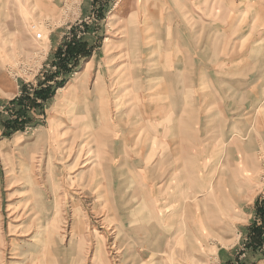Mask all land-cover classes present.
Listing matches in <instances>:
<instances>
[{
    "label": "rangeland",
    "instance_id": "rangeland-1",
    "mask_svg": "<svg viewBox=\"0 0 264 264\" xmlns=\"http://www.w3.org/2000/svg\"><path fill=\"white\" fill-rule=\"evenodd\" d=\"M108 1L110 5L102 10V6H107ZM198 1H195L196 13L208 16L213 7L200 11ZM223 1L229 8L218 15L228 25H212L210 22L197 21L195 17L188 18L187 22L192 25L191 31L195 34L190 50L193 51L194 58H186L185 67L179 71L182 77L196 67L198 70L220 67L219 61L227 51V43L248 22H251L249 34L240 45L242 51L248 48L255 25L259 23L264 26V0H261L259 13L256 7L253 11L249 8L250 5H255V0L244 8L249 11L242 13L234 12L232 0ZM122 2L0 0V264H96L98 260L100 264H148L150 259L157 260L158 264H264V227L259 245H255L253 233L254 226L261 221L264 225V126L261 124L255 123L253 126L250 121L240 125L245 133L255 134V144L249 143L245 148V152L249 148L255 154V171L247 170V165L252 164L248 161L247 153L242 158L244 169L255 172L250 175L254 176L251 186L244 189L243 198L238 201L239 205L242 203L245 214L252 205L255 212L248 220V232L245 235L237 237L234 232L236 227L239 228L236 223L243 222L246 215L242 214L238 204L236 212V204L233 203L227 212V221L233 226L232 233L226 236L205 235L198 239L201 237L198 236L200 230L207 234L208 223L212 225L220 221L215 220L218 214L213 213V210L208 213L204 206L196 208L194 204L198 197L194 196L191 198L193 207L188 213V218H194L188 219V229L182 225L185 222L184 216L176 217L171 234L160 233L158 229L151 228L149 232L159 238L151 246L152 251L149 246L150 236L145 228L147 220L140 219L148 215L144 214L140 205L129 203L134 197L131 196L128 203H124L125 195L129 194L126 188L114 190L109 187L111 184L104 187L102 191H114L115 198H110L112 203L104 199V204H98L91 197V185L97 182L98 173L100 179L107 183L104 171L106 159L99 155L100 152L92 142H98L102 136L92 129L94 124L89 126L91 129L87 125L80 126L81 128L77 125L82 115H74L72 109H69L67 114L62 115L63 120L57 108L60 104H74L71 102L75 97L71 93V83L92 86L94 77L91 74L82 79L81 66L91 54L92 47L100 46L103 33L108 28L117 26V22L125 17L124 11L117 13ZM218 2L222 3L214 0V4ZM243 2L245 5L246 0ZM90 4L93 8L87 10ZM110 10L112 11L109 13ZM217 25L219 27H214ZM119 30L115 29L116 37L123 34ZM263 42L262 37L259 45L255 46L253 66L249 67L245 63L222 66L226 75L231 78L229 80L249 79L252 83L254 74L255 80L257 79L256 75L264 71ZM89 43L92 46H88ZM114 45L116 46H109L110 50L116 51L117 44ZM68 47H75L77 51L69 53ZM227 57L229 61L232 60L231 55ZM216 77L213 74V80L218 81ZM261 78L264 80V76ZM6 81L10 85L1 87ZM245 81L243 83L247 84ZM46 86H50L49 95L42 100L35 95V91L45 89ZM260 89L263 94L260 101H263L264 82ZM118 95L117 101L123 100L124 96ZM31 101L35 102V106L28 108ZM107 105L104 102L99 104L101 113L97 127L103 133L113 130V126L103 118L108 111ZM111 105L117 107L119 104ZM240 105L245 112L240 114L246 116V119L250 117V113L259 118L264 115V104H255V110L251 109L252 104ZM22 107L25 114L19 120L25 121L23 128L17 131L7 129L5 122L14 119ZM127 111L129 112L124 110L115 114L111 110L110 115L132 116L133 110ZM211 118L214 123L215 118ZM65 120L69 125L68 122L66 126L61 124ZM213 123L209 132H219L220 127H213ZM3 137L5 139L1 142ZM227 157L230 163L237 159L235 153ZM96 167L99 170L93 176V168ZM226 168L227 175L231 176L230 166ZM32 181L37 183H31ZM123 182L121 180V186L124 185ZM228 188L234 193L230 179ZM95 190L96 195L100 196L102 191ZM212 191L214 192L213 189ZM111 206L114 210H111ZM260 210L263 211L262 215L259 214ZM125 230L134 237H124ZM137 233L143 237L134 235ZM34 240L36 241L32 242ZM131 247H135V250ZM138 247L147 250L138 251ZM222 250L230 252V259L221 257ZM34 255L38 256L34 258Z\"/></svg>",
    "mask_w": 264,
    "mask_h": 264
},
{
    "label": "crops",
    "instance_id": "crops-1",
    "mask_svg": "<svg viewBox=\"0 0 264 264\" xmlns=\"http://www.w3.org/2000/svg\"><path fill=\"white\" fill-rule=\"evenodd\" d=\"M122 1L117 13L124 11L125 17L117 22V26L108 28L103 33L100 46L92 47L91 54L81 66L82 79L91 74L94 77L92 86L71 83V93L75 94L74 101L71 99V102L74 104H60L57 108L61 118L69 109H72L74 115H82L77 125L89 127L94 124L92 129L102 136L98 142H92L100 152L99 155L106 159L104 171L107 183L100 179L98 173L97 182L91 185V197L95 198V203L104 204V197L115 198L113 190L109 193L102 191L108 184L114 190L126 188L129 197L125 195L124 203L127 204L128 198L132 196L134 198L129 203L140 205L144 214L148 215L140 219L147 220L145 228L150 236V246L159 239L149 232L150 229L154 227L160 233L171 234L177 216H184L185 222L182 225L188 229V219L194 218H188L193 207L191 198L194 196L198 197L194 204L196 208L204 206L208 213L213 210V213L218 214L215 220L220 221L212 225L208 223L207 234L200 230L198 236L201 237L198 239L205 235L231 234L233 226L227 221V212L235 203L236 212L240 207L242 214H245L242 203L239 205L238 201L242 200L244 189L251 186V179L254 178L250 176L251 173H255L247 172L248 169L255 171V154L249 148L245 152L249 143L255 144V134L245 133L240 125L251 121L253 126L255 123L264 126L263 114L259 118L250 113V117L246 119V116L241 115L245 112L240 104H252L253 110L255 104H264V100L260 101L264 71L256 75L258 80H255L254 74L252 83L249 79L231 81L222 66L238 63L253 66L255 46L264 38V26L259 23L255 25L248 48L242 51L240 45L249 34L251 22H248L227 43V51L219 61L220 67L202 70L196 67L192 72L188 68L189 72L182 77L179 71L185 67L186 58H194L193 51L190 50L195 34L191 31L192 25L187 22L188 18L195 17L197 21L210 22L212 25H228L220 20L218 13L229 8V5L223 0H220L221 4H214V0H199L200 11L213 7L212 12L204 16L196 13V0ZM232 1L236 13L249 11L244 8L254 3V0H246L245 5L244 0ZM109 5L108 1L107 6H102V10ZM250 6L251 11L255 10V5ZM92 8L93 5L90 4L87 10ZM115 29H121L120 33L123 34L116 37ZM114 44H117L116 51L109 47L116 46ZM87 45L92 46V43ZM229 55L231 61L227 57ZM213 74L219 82L213 80ZM7 85L10 83L6 81L1 87ZM118 94L124 96L123 100L117 101ZM102 102L108 104V111L103 118L113 126V130L108 133L101 132L97 127L101 113L99 104ZM111 104L119 105L114 108ZM128 109L133 110L132 116L110 115L111 110L117 114L124 110L129 112ZM210 116L215 118L214 123ZM67 122L65 120L61 124L66 126ZM212 123L213 127H220L219 132H209ZM2 139L5 137L1 138V142ZM234 153L237 159L230 163L227 156ZM245 153L249 156L248 161L252 162L247 165V170L244 169L242 159ZM226 166H230L231 176L227 175ZM98 170L97 167L93 168V176ZM228 179L235 189L234 193L229 191ZM121 180L124 181L123 186L120 185ZM95 189L102 191L100 196L96 195ZM134 212L136 214L135 210ZM253 213L252 205L245 214L246 219L236 223L240 228L236 227L234 230L237 237L248 232V220ZM235 216L242 218L238 214ZM134 235L143 237L139 233ZM137 250L147 249L138 247ZM220 253L225 260L231 257L228 250Z\"/></svg>",
    "mask_w": 264,
    "mask_h": 264
},
{
    "label": "trees",
    "instance_id": "trees-1",
    "mask_svg": "<svg viewBox=\"0 0 264 264\" xmlns=\"http://www.w3.org/2000/svg\"><path fill=\"white\" fill-rule=\"evenodd\" d=\"M69 49H68V52L70 53V52H76L77 51V49L75 48V47H68ZM50 86H46L45 87V89L44 88H42V89H40V90H36L35 91V95H37L38 96V98H41L42 100H44L45 98H47V96L49 95L48 93H49V90H48V88H49ZM19 100H21V99H19ZM22 101V100H21ZM21 101L19 102V103H21ZM31 104H29V105H27V107L28 108H32V107H34L35 106V102L34 101H31L30 102ZM17 113L18 114H16V116H15V118L14 119H12L11 121H9V122H5V127L7 128V129H10V130H12V131H17V130H20V129H22L23 128V124L25 123V121H23V120H19V119H21L23 116H24V114H25V109L22 107V108H20L18 111H17ZM259 214L260 215H262L263 214V211H259ZM262 227H264V225H263V222L261 221V223L259 224V225H256V226H254V228H253V233H255L254 235H255V237H254V239H255V245H259V239H260V237H261V235H262V230H263V228Z\"/></svg>",
    "mask_w": 264,
    "mask_h": 264
},
{
    "label": "bare ground",
    "instance_id": "bare-ground-1",
    "mask_svg": "<svg viewBox=\"0 0 264 264\" xmlns=\"http://www.w3.org/2000/svg\"><path fill=\"white\" fill-rule=\"evenodd\" d=\"M262 3H261V0H255V7L257 8V13H259L261 10V8L258 10V8L260 7V5H261ZM253 6V5H252ZM249 8H251V6L249 7ZM263 21H264V19H263ZM84 144V143H83ZM83 144H82V146H83ZM82 146H81V148H82ZM80 150H82V149H80ZM80 154V153H79ZM78 159V157H76V160ZM106 193H109V191H107L106 190ZM104 199H105V201H108V203H112L111 202V200H110V198H108L107 196L106 197H104ZM111 210H114V209H112V206H111ZM135 210V209H134ZM124 237H126L127 239L129 238V237H134V236H132L131 235V233L129 234V233H124ZM36 240H34V241H32V242H35ZM128 243H129V240H128ZM127 243V244H128ZM151 245V244H150ZM149 245V246H150ZM32 246V245H31ZM130 246V245H129ZM132 249H133V251L135 250V247H131ZM131 248H129V249H131ZM37 249V248H36ZM150 249H151V246H150ZM152 251H154L153 249H151ZM151 251V252H152ZM158 251V250H157ZM157 254V253H156ZM38 255H34V258L35 257H37ZM98 257V256H97ZM138 257H139V255H138ZM30 258H31V256H30ZM158 258V257H157ZM105 259H107V258H105ZM142 260V259H141ZM159 262L157 261V260H152V259H150V261L148 262V264H158ZM96 264H100L99 263V260H98V262L96 263ZM102 264H107V263H105V262H103Z\"/></svg>",
    "mask_w": 264,
    "mask_h": 264
},
{
    "label": "built area",
    "instance_id": "built-area-1",
    "mask_svg": "<svg viewBox=\"0 0 264 264\" xmlns=\"http://www.w3.org/2000/svg\"><path fill=\"white\" fill-rule=\"evenodd\" d=\"M38 38L40 37V35L37 36Z\"/></svg>",
    "mask_w": 264,
    "mask_h": 264
}]
</instances>
